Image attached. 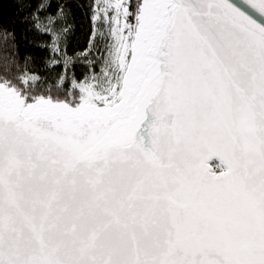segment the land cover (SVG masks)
Segmentation results:
<instances>
[{
    "label": "snow or ice",
    "instance_id": "snow-or-ice-1",
    "mask_svg": "<svg viewBox=\"0 0 264 264\" xmlns=\"http://www.w3.org/2000/svg\"><path fill=\"white\" fill-rule=\"evenodd\" d=\"M58 7L54 78L0 25V264H264V0H93L75 56Z\"/></svg>",
    "mask_w": 264,
    "mask_h": 264
},
{
    "label": "trees",
    "instance_id": "trees-1",
    "mask_svg": "<svg viewBox=\"0 0 264 264\" xmlns=\"http://www.w3.org/2000/svg\"><path fill=\"white\" fill-rule=\"evenodd\" d=\"M42 2L47 6L37 11ZM92 4L93 0H0V25L6 26L11 33L8 46L15 53L17 66L12 68V72H22L27 68L30 72L48 78H54L61 73V66L48 65L50 51L46 45L49 39L34 26L33 15L41 12L47 16H56L59 12L58 6L63 5L66 12L62 18L67 28L63 47L70 56H75L89 46L93 33ZM3 48L0 41V53ZM77 64L73 65L75 74L82 77L84 72H79Z\"/></svg>",
    "mask_w": 264,
    "mask_h": 264
},
{
    "label": "rangeland",
    "instance_id": "rangeland-1",
    "mask_svg": "<svg viewBox=\"0 0 264 264\" xmlns=\"http://www.w3.org/2000/svg\"><path fill=\"white\" fill-rule=\"evenodd\" d=\"M92 13H93V7H92ZM35 15H37V16L40 17V21H41L42 24H47V23H48L47 18H48L49 16L44 15V14L41 13V12H38V13L35 14ZM92 17H93V14H92ZM34 22H35V21H34ZM92 23H93V19H92ZM48 27L52 28L53 30H55L57 33L60 34V37H61V38H60V40H59V43H60V45L63 47L64 36H65V34H66V32L63 31V29L66 28V27L64 26V23H63V18H62V17L58 18L54 24L48 25ZM37 30H38V29H37ZM93 30H94V24H93ZM38 31H39L40 33H42V34L47 35V37H48V39H49V40H48V45H51V44H52V39H53L52 35H50V34H46V33L43 32L42 30H38ZM88 48H89V46H88ZM88 48H87V49H88ZM48 49H49V51H50V59H49V61L52 60V59H54L56 56H58V54H54V53L52 52V50H51L50 47H48ZM91 54H94V53H90V55H91ZM48 65H49V63H48ZM56 65L61 66L62 72L65 71V68H64V66H63V63H60V64H51V65H49V66L52 67V66H56ZM77 65L79 66V69H78L79 72H81V71L85 72V70H86V66H85L84 64L78 63ZM69 71L75 73L76 70H75L74 66H72V67L69 69ZM62 72H61V73H62Z\"/></svg>",
    "mask_w": 264,
    "mask_h": 264
}]
</instances>
